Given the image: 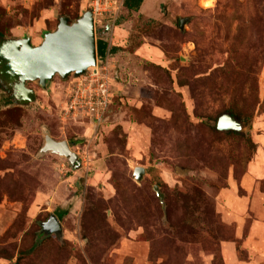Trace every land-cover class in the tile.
I'll list each match as a JSON object with an SVG mask.
<instances>
[{
  "label": "rangeland",
  "instance_id": "rangeland-1",
  "mask_svg": "<svg viewBox=\"0 0 264 264\" xmlns=\"http://www.w3.org/2000/svg\"><path fill=\"white\" fill-rule=\"evenodd\" d=\"M200 2L144 0L97 35L116 78L97 129L62 128L56 103L72 75L46 91L26 83L41 106L0 94V264H264V0ZM86 10L0 0V35L39 45ZM227 109L239 135L212 127ZM44 132L81 166L40 153ZM52 213L62 234L42 236Z\"/></svg>",
  "mask_w": 264,
  "mask_h": 264
},
{
  "label": "water",
  "instance_id": "water-1",
  "mask_svg": "<svg viewBox=\"0 0 264 264\" xmlns=\"http://www.w3.org/2000/svg\"><path fill=\"white\" fill-rule=\"evenodd\" d=\"M184 21L180 22L181 28ZM97 35L93 14L88 9L73 22H70L68 16H61L55 30L44 33L39 45H32L29 36L3 37L0 39V83L12 91L16 104L40 106L42 102L37 99V93L26 87V83L34 82L46 91L55 76L62 80L70 75L76 78L95 67ZM216 129L222 132H242L243 123L229 113H224L218 118ZM43 134L40 153L51 152L63 157L75 169L81 166L79 156L70 149L66 140L58 141L46 132ZM143 175L142 167L133 169L134 180L140 181ZM153 190L164 205V195L158 186H153ZM40 226L42 236L62 234L60 220L53 213Z\"/></svg>",
  "mask_w": 264,
  "mask_h": 264
},
{
  "label": "built area",
  "instance_id": "built-area-1",
  "mask_svg": "<svg viewBox=\"0 0 264 264\" xmlns=\"http://www.w3.org/2000/svg\"><path fill=\"white\" fill-rule=\"evenodd\" d=\"M124 1L88 0V9L93 14L98 36H101L103 30L109 31L114 27L119 13L124 8ZM109 70L107 60L97 57L95 67L89 68L83 75L69 81L68 86L58 99L59 103L54 100L57 102L58 119L64 125L62 128L67 129L69 126H85L87 128L91 125L97 129L101 125L107 107H109V84L116 80Z\"/></svg>",
  "mask_w": 264,
  "mask_h": 264
},
{
  "label": "trees",
  "instance_id": "trees-1",
  "mask_svg": "<svg viewBox=\"0 0 264 264\" xmlns=\"http://www.w3.org/2000/svg\"><path fill=\"white\" fill-rule=\"evenodd\" d=\"M144 0H125L124 1V7L128 10V11H138L139 7L141 6V4L143 3ZM79 17V15L77 14L75 16V19H77ZM0 37H3L0 35ZM107 48H108V44L103 40V39H98L96 41V51H97V57L99 59H103L106 55V51H107ZM115 50V49H114ZM227 112L230 113V115L234 116V117H237L238 116L235 114V112H233L232 110L230 109H227ZM216 122H217V119L216 121L214 122V124L212 125L213 129L217 131L216 129ZM218 132V131H217ZM218 133H221V132H218ZM225 135H229V134H234V135H239L237 132L235 131H229V132H225L224 133ZM63 215V212H60L58 214V217H61ZM25 250H21L19 253H18V260H20L21 258H23V254Z\"/></svg>",
  "mask_w": 264,
  "mask_h": 264
},
{
  "label": "flooded vegetation",
  "instance_id": "flooded-vegetation-1",
  "mask_svg": "<svg viewBox=\"0 0 264 264\" xmlns=\"http://www.w3.org/2000/svg\"><path fill=\"white\" fill-rule=\"evenodd\" d=\"M1 38H3V37H0V39ZM0 94H4V96H7L6 97V99L4 100V101H7V102H9L10 103V101H15L16 99H14V97H13V93H12V91L11 90H9V89H6L5 87H4V84H1L0 83ZM37 96V95H36ZM37 99H38V97H37ZM39 100V99H38ZM23 104L25 103V102H22Z\"/></svg>",
  "mask_w": 264,
  "mask_h": 264
},
{
  "label": "bare ground",
  "instance_id": "bare-ground-1",
  "mask_svg": "<svg viewBox=\"0 0 264 264\" xmlns=\"http://www.w3.org/2000/svg\"><path fill=\"white\" fill-rule=\"evenodd\" d=\"M214 2L215 0H201L200 3L204 8H211L214 6Z\"/></svg>",
  "mask_w": 264,
  "mask_h": 264
},
{
  "label": "crops",
  "instance_id": "crops-1",
  "mask_svg": "<svg viewBox=\"0 0 264 264\" xmlns=\"http://www.w3.org/2000/svg\"><path fill=\"white\" fill-rule=\"evenodd\" d=\"M37 39H38V38H37ZM257 136H258V135H257ZM263 149H264V148L261 147V148L258 150V153H259L260 151H262ZM259 156L262 158V156L259 155V154H258L256 157H259ZM259 164H261V162H260ZM252 166H254V164H253V163H249L248 166H247V171H248V169H251Z\"/></svg>",
  "mask_w": 264,
  "mask_h": 264
},
{
  "label": "clouds",
  "instance_id": "clouds-1",
  "mask_svg": "<svg viewBox=\"0 0 264 264\" xmlns=\"http://www.w3.org/2000/svg\"><path fill=\"white\" fill-rule=\"evenodd\" d=\"M71 149V148H70Z\"/></svg>",
  "mask_w": 264,
  "mask_h": 264
}]
</instances>
